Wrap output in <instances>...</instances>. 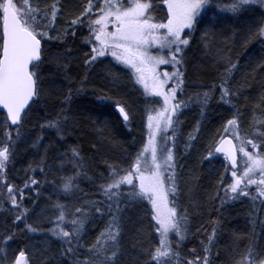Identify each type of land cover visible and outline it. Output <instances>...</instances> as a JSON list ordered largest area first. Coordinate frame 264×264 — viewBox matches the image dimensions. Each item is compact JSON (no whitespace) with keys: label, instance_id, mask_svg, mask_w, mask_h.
<instances>
[{"label":"snow or ice","instance_id":"snow-or-ice-1","mask_svg":"<svg viewBox=\"0 0 264 264\" xmlns=\"http://www.w3.org/2000/svg\"><path fill=\"white\" fill-rule=\"evenodd\" d=\"M254 6L262 10L259 18L242 31L205 22L210 8L238 18ZM84 30L81 43L88 51L74 56L69 41ZM198 32L204 48L212 38L223 40H212L210 65H193L199 90L189 93L187 50ZM241 35L245 45L264 41V0H86L78 5L52 0L43 9L30 0H0V210L11 221L0 233V264H215L223 224L213 219L210 231L204 224L192 231L190 216L203 207L193 203L194 189L186 179L194 176L187 160L198 135L190 133L178 154V129L193 105L204 117L217 90L219 103L232 115L208 138L197 161L218 159L222 168L203 204L219 201L214 207L219 214L229 200L248 199L251 230L230 235L227 264H264V77L257 81L253 69L236 80L240 65L229 41ZM52 41L61 50L53 51ZM106 58L109 64L97 73ZM161 65L173 70L160 71ZM257 68L264 69V62ZM207 72H215L212 83L200 78ZM94 76L102 81L92 89L94 103L100 109L111 106L131 137L125 148L110 122L100 119L103 111L88 118L100 143L119 152L112 162L102 160L103 172L82 155L79 143H70L81 125L76 97L89 91ZM253 88L257 95H246ZM138 118L139 140L133 135ZM28 124L39 134L28 135ZM200 130L197 120L194 132ZM48 131L55 133V142L45 145ZM22 143L35 158L19 175H10ZM84 181L94 193L80 187ZM49 189L52 194L44 196ZM185 194L191 212L182 207ZM145 219L147 234L140 227ZM97 221L103 227L91 239L89 225ZM202 232L199 249L183 255L184 242Z\"/></svg>","mask_w":264,"mask_h":264},{"label":"trees","instance_id":"trees-1","mask_svg":"<svg viewBox=\"0 0 264 264\" xmlns=\"http://www.w3.org/2000/svg\"><path fill=\"white\" fill-rule=\"evenodd\" d=\"M30 2L33 4V6L39 4V6L43 9L46 5L52 3V0H30ZM81 2H86V0H72L73 5H78ZM225 2H230V0H225ZM261 11L262 10L258 6H254L252 11L242 12L237 18L233 17L232 14L219 13L216 8H210L205 16V22L207 23L209 21H218L225 26L230 27L233 31H242L247 27L249 23L259 18ZM64 27L65 25L63 23H59L57 25V28L61 30ZM86 35L87 31L84 30L82 31V33L77 35L74 41H69V46L73 48L74 56L81 55L83 52L88 51V46L81 43L82 36ZM228 35L231 37L232 32H229ZM201 36L202 32L196 33L194 37V43L190 46V49L187 50L186 58L189 61L187 91L189 93L199 90L196 87L195 83L198 77L194 75L193 65L200 64L205 68L210 65L213 59L212 40H223L222 37L212 38V40L208 42L209 47L204 48V42L202 41ZM229 44L233 47V61L236 62L238 59L240 65V72L235 74L237 81L241 80L245 73L252 72L253 69H256L255 76L257 81L264 77V69L257 68L258 64L264 62V41L257 39L245 45L243 36L241 35L238 37H234L229 41ZM50 45L53 51L61 50L57 47L56 41L50 42ZM104 66L105 65H100L97 68V73H102ZM166 69L171 70L172 67L170 65L163 66V70ZM115 70L119 71V67L116 66ZM75 72L76 69L74 68L72 74L75 75ZM214 76L215 72H207L203 73L200 78L203 79L204 83L208 84L213 82ZM93 79L96 82L88 86L89 91L86 94H82L76 97L77 108L75 109V111L81 117V125L71 137L70 143H79L83 150L82 155L92 158L94 163L99 164V168L96 170L103 172L104 165L102 163V160L108 159L109 162H112L111 158L118 156L119 152L107 144L100 143V138L96 135L92 126L88 122V118L91 117L93 119H96L99 113L103 111L104 114L100 117V119L108 120L110 122L112 135L115 137L116 141L123 143L125 148L128 146V142L131 141V137L127 135V130L122 126L120 118L111 108V106L106 109H100L94 103L92 89L98 88L102 81H100L98 76H94ZM45 87L47 88L48 86L45 85ZM257 93L258 89L253 88L246 92V95L255 96L257 95ZM215 96L216 99L212 100L210 106L205 110L204 117H201L200 109L196 105H193L189 109L184 111L183 115L181 116V120L183 121V123L179 126L178 129V154H182L184 152V143L185 141H187L188 135L190 133L198 135V140L193 143L191 155L187 160L188 171L192 172L193 170H195L194 176L189 177L186 175V179L190 181L188 186L194 189L195 200L193 201V203H200L203 205L202 208L197 209L196 212L190 216V220L193 226L192 231L194 232L195 228L199 227L201 224L209 227L210 231L209 221L213 219L221 220L223 229L219 234L217 246L213 251H218L220 253L219 258L215 260V264H227L228 245L231 243L230 235L232 233L246 235L251 230L249 224V214L252 205L251 202L246 198L236 201L229 200L221 210V212L217 214L214 211V207L219 205V201L203 204V202L207 200L206 193H214V185L218 179L219 172L222 171V168L218 159H214L211 163L206 162L203 165L198 164L197 161L199 156L203 153V145L208 142V138L213 135L216 132V129L219 128L221 124H223L226 119L230 118L232 115V110L227 105H221L219 103L218 90ZM259 115L260 114L257 113V116ZM248 119L251 120L250 111L248 112ZM197 120L201 121V130L198 134L194 132ZM2 121L3 113H0V125H2ZM42 122L43 120H41V123ZM33 123H35V118H33ZM134 128L135 131L133 132V135L136 136L137 140H139L143 134L140 128L139 118L137 119ZM27 130L28 135L39 134V130L34 129L32 127V124L27 125ZM44 135L46 137L43 142L45 145L50 142H55V133L53 131H48L44 133ZM27 143H30V141H28ZM93 144L97 145L98 150H91ZM25 148L26 143H22L20 145V155L17 157L15 170L11 172L10 175H19V169H21L22 167L26 168L27 162L35 158L32 151H25ZM181 162L183 163L184 161L182 160ZM195 176L199 177V181H196L194 179ZM36 178L41 179L39 174H37ZM80 187L85 192H95V189L90 186L87 181L82 182ZM51 194V189L44 192V196H48ZM92 198L97 199L99 197L93 195ZM52 199H56L55 195L52 196ZM3 207H7V205H3ZM182 207H187L189 208L190 212L192 211L187 194H185V196L182 198ZM256 207H259L258 203ZM261 215L262 217H264V213H262ZM5 216L6 214L3 213L2 210H0V233H2L6 227L11 226V221H6ZM102 227L103 224L100 221H97L94 226L89 225V228L92 229L89 234V238L94 239L95 234ZM140 227L143 229L145 234L149 232L147 219L144 220L143 224ZM256 230L257 232L260 231L258 227ZM205 235L206 234L202 232L195 237L190 236L189 239L186 240L183 244L182 254L187 255L189 250L192 248L199 249L200 241L205 239ZM153 240H155L154 234ZM261 242L264 243V239H262ZM243 243H246V241H243L241 243V247L243 246ZM19 246L23 247V245ZM11 248H17V244L12 243Z\"/></svg>","mask_w":264,"mask_h":264},{"label":"flooded vegetation","instance_id":"flooded-vegetation-1","mask_svg":"<svg viewBox=\"0 0 264 264\" xmlns=\"http://www.w3.org/2000/svg\"><path fill=\"white\" fill-rule=\"evenodd\" d=\"M111 58H106L103 65L109 64Z\"/></svg>","mask_w":264,"mask_h":264},{"label":"rangeland","instance_id":"rangeland-1","mask_svg":"<svg viewBox=\"0 0 264 264\" xmlns=\"http://www.w3.org/2000/svg\"><path fill=\"white\" fill-rule=\"evenodd\" d=\"M163 66H165V65H161V66H160V71H169V72H171V71H172V69H171V70H168V69H166V70H163Z\"/></svg>","mask_w":264,"mask_h":264}]
</instances>
